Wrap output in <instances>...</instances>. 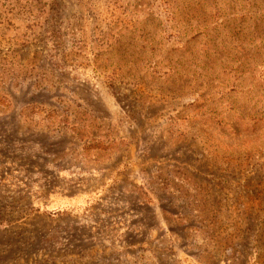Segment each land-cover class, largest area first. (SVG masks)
<instances>
[{"label":"rangeland","instance_id":"rangeland-1","mask_svg":"<svg viewBox=\"0 0 264 264\" xmlns=\"http://www.w3.org/2000/svg\"><path fill=\"white\" fill-rule=\"evenodd\" d=\"M0 264H264V0H0Z\"/></svg>","mask_w":264,"mask_h":264}]
</instances>
